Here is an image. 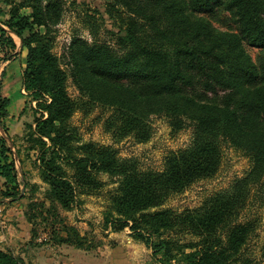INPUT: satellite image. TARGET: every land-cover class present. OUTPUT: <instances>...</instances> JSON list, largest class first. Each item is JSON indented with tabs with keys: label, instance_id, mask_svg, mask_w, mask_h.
<instances>
[{
	"label": "trees",
	"instance_id": "16d2710c",
	"mask_svg": "<svg viewBox=\"0 0 264 264\" xmlns=\"http://www.w3.org/2000/svg\"><path fill=\"white\" fill-rule=\"evenodd\" d=\"M5 2L10 8L9 17L0 19V48L14 52L11 32L21 39L26 48L22 85L43 111L34 126L28 124L26 138L29 149L38 148L41 176L49 185L53 203L47 211L56 215L57 203L70 209L77 192L96 191L103 184L98 174L107 173L119 180L106 226L114 231L129 226L154 256L184 264H257L243 253L255 224L242 221L241 214L252 197L264 199V0H112V9L119 5L129 12L114 30L120 51L79 36L69 45L67 63L78 100L69 95L68 73L52 51L63 0ZM26 7L31 10L23 11ZM215 7L229 13L234 29H221L202 14ZM246 44L260 48L257 60ZM9 104L0 95L5 132ZM95 104L112 109L105 126L116 140L128 135L149 140L153 114L168 118L174 131L192 125L193 140L169 153L163 170H143L135 157H120L115 147L82 141L70 118ZM223 142L247 154L251 169L198 207H162L172 194L217 173ZM16 156L22 164L19 151L0 134L2 200L25 196L20 186L29 184L24 172L19 175ZM28 206L25 216L35 225L44 201ZM65 226L72 235L60 239L81 247L83 236ZM183 234L194 239L176 237ZM0 264L26 263L0 249Z\"/></svg>",
	"mask_w": 264,
	"mask_h": 264
},
{
	"label": "rangeland",
	"instance_id": "374dc122",
	"mask_svg": "<svg viewBox=\"0 0 264 264\" xmlns=\"http://www.w3.org/2000/svg\"><path fill=\"white\" fill-rule=\"evenodd\" d=\"M112 0H63V15L55 28V39L52 51L59 57L61 66L68 73L67 90L74 99H80L79 89L70 76V65L67 63L69 45L76 36L88 42H106L113 49L120 51L117 31L129 12L116 5L111 7ZM10 5L0 0V19L9 17ZM26 7L23 11H30ZM202 14L209 16L213 23L221 29H234L235 23L230 19L229 13L215 7ZM124 25V24H123ZM44 30L43 27H41ZM16 42V49L3 50L0 48V81L7 75L23 80V70L26 65V48H22L21 39L10 33ZM247 50L257 60L260 48L246 44ZM17 52V53H16ZM6 53L10 54L8 62L3 59ZM13 61V63H11ZM7 68V69H6ZM1 84V83H0ZM16 93L19 98L28 100L25 106L26 121L23 129L10 135L0 126L1 135L5 136L14 151H19L22 164L18 161L19 175L25 173L29 184H21V195L13 201H7L0 207V249L9 250L13 255L24 260L26 264H184L180 260L166 262L161 256H154L152 249L142 240L133 236L129 226L114 231L110 224L106 226V211L111 204L110 197L118 185V177L107 173H99L102 186L92 193L77 192L76 201L70 209L63 208L57 203L56 215L47 211L52 201L47 195L49 185L43 181L39 167V151L29 149L30 142L26 134L30 125H35L37 116L43 111L37 102L29 95L21 93V84L17 86ZM26 93H28L26 91ZM112 109L101 104H95L90 112L82 108L77 109L70 118L71 125L81 136L82 141H93L101 145L115 147L120 157H135L139 167L143 170H163L166 156L189 146L193 140L194 128L188 125L174 131L168 118L153 114L149 118L152 135L149 140L139 142L133 135L116 140L110 130L106 129V118ZM47 113L45 112V115ZM252 166L250 157L241 149L229 142H223L222 159L217 173L210 177L195 181L183 191L168 197L162 207L182 211L186 208L200 206L206 199L216 192L230 188L237 178L243 177ZM1 186V183H0ZM31 201H44L42 216L36 217V223L31 224L25 212L30 208ZM47 217L43 219L42 217ZM59 216L63 217L58 220ZM242 221H253L255 230L244 248V255L257 264H264V199L254 196L243 209ZM23 222V223H21ZM76 228L78 234L83 236V245L63 242L60 237H67L72 232L65 225ZM27 226V228H25ZM183 240L194 239L189 234L177 235Z\"/></svg>",
	"mask_w": 264,
	"mask_h": 264
},
{
	"label": "crops",
	"instance_id": "0c3cea01",
	"mask_svg": "<svg viewBox=\"0 0 264 264\" xmlns=\"http://www.w3.org/2000/svg\"><path fill=\"white\" fill-rule=\"evenodd\" d=\"M7 61L8 62L3 64L2 70L5 69V66H7L8 68L9 60ZM11 63H13V61ZM0 83V95L8 97L10 100V104L8 106V116L4 118L3 122L7 128V132L10 135H13L15 133H18L20 129H23L25 122H27V119L25 117V106L27 105L28 100H26L25 97H18L16 93L18 84H21V93L23 95L26 96L28 95V93H26V90L22 85V80L20 78H14L13 75L5 76L4 78H2V81H0ZM7 201V199H0V207L6 205ZM25 228H27V226Z\"/></svg>",
	"mask_w": 264,
	"mask_h": 264
}]
</instances>
